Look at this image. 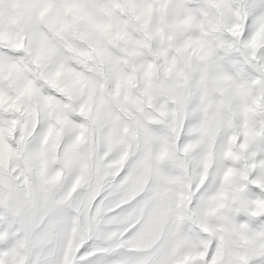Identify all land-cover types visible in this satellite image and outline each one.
<instances>
[{
    "label": "snow or ice",
    "instance_id": "1",
    "mask_svg": "<svg viewBox=\"0 0 264 264\" xmlns=\"http://www.w3.org/2000/svg\"><path fill=\"white\" fill-rule=\"evenodd\" d=\"M0 264H264V0H0Z\"/></svg>",
    "mask_w": 264,
    "mask_h": 264
}]
</instances>
